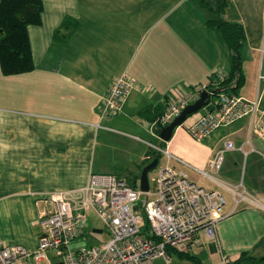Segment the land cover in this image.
Segmentation results:
<instances>
[{
    "label": "crops",
    "instance_id": "crops-1",
    "mask_svg": "<svg viewBox=\"0 0 264 264\" xmlns=\"http://www.w3.org/2000/svg\"><path fill=\"white\" fill-rule=\"evenodd\" d=\"M41 1V23L28 28L34 69L11 76L0 71V246L34 251L41 235L40 214L52 208L50 195L83 188L92 175H114L139 189V171L119 176L110 171L123 165L120 160L102 162L106 140L113 135L126 133L137 142L132 164L139 170L162 156L149 146L159 145L185 163L171 160L172 167L199 186L205 188L201 182L206 181L208 190L217 189L197 172L213 150L187 131L206 107L186 119L164 144L157 138L156 121L140 115L151 110L157 117L212 76L230 71L229 50L220 35L207 28V15L196 0ZM228 2L219 17L241 25L244 84L258 91L263 83L255 97L263 104L264 0ZM120 76L138 87L115 117L101 119L98 107ZM242 121L249 125L243 119L231 126ZM254 144L257 152L247 157L256 167L264 162V143ZM252 192L259 206L242 204L219 222L216 241L200 233V244L187 254L203 264H222L223 259L231 263L244 253L264 258V195ZM227 199L229 210L232 199ZM179 254L169 249V264Z\"/></svg>",
    "mask_w": 264,
    "mask_h": 264
},
{
    "label": "built area",
    "instance_id": "built-area-1",
    "mask_svg": "<svg viewBox=\"0 0 264 264\" xmlns=\"http://www.w3.org/2000/svg\"><path fill=\"white\" fill-rule=\"evenodd\" d=\"M260 52L263 55L264 48ZM225 77L220 73L215 76L216 81L199 86L182 100L169 104L154 124L158 133L206 91L214 99L208 100L205 104L207 110L187 125L189 135L200 142L221 128L248 119L249 132L245 144L249 151H244L243 147L239 150L245 157L257 152L253 137L264 143V108L259 97L247 100L236 95L216 96L213 92L216 82ZM137 87L126 76L114 79L98 107L101 119L115 117ZM157 138L161 144L166 143L159 134ZM149 146L167 159L164 165L158 166L153 179L154 192L149 189L142 193L114 175H92L83 188L52 193L49 198L51 210L43 211L38 219L41 235L37 248L28 251L20 245H2L0 264L48 262V250L56 251L60 260L58 264H154L156 260L169 264V249L187 254L191 247L200 244V233L207 240L216 241L219 222L236 213L242 204L259 206L244 189L240 191V185L228 184L217 176L224 154L236 150L232 141L225 140L223 149L210 157L204 169L197 171L217 187L215 190L199 186L183 171L172 167L171 160L185 163L171 155L166 147ZM227 197L232 199L229 210ZM143 198V204L138 206ZM89 211H94L104 224L102 233L108 236V242L71 250L73 241L85 239L89 233L86 221ZM143 215L149 223L148 235L141 231ZM222 264L229 263L223 259Z\"/></svg>",
    "mask_w": 264,
    "mask_h": 264
},
{
    "label": "trees",
    "instance_id": "trees-1",
    "mask_svg": "<svg viewBox=\"0 0 264 264\" xmlns=\"http://www.w3.org/2000/svg\"><path fill=\"white\" fill-rule=\"evenodd\" d=\"M196 3L201 9L212 15L207 18L206 25L211 31L220 35L230 53V71L223 80L216 82L213 92L216 96L218 94L238 96V91L244 84L241 57L245 40L243 29L238 23L220 19L219 16L229 5L228 0H196ZM42 12L43 3L41 0H0V71L3 75H18L34 69L28 28L40 25ZM65 26L63 25V27ZM214 81H216L215 76H212L208 82ZM213 99L210 96L208 100L212 101ZM162 113L157 117L156 115L152 117L151 110H144L140 115L151 117L150 120L155 122ZM141 231L144 235H148L150 231L149 223L144 215ZM179 257L190 260L193 264H203L199 259L189 254L180 253ZM244 261H249V264H264V258L254 259L247 257L245 253L238 260L229 264H242Z\"/></svg>",
    "mask_w": 264,
    "mask_h": 264
},
{
    "label": "rangeland",
    "instance_id": "rangeland-1",
    "mask_svg": "<svg viewBox=\"0 0 264 264\" xmlns=\"http://www.w3.org/2000/svg\"><path fill=\"white\" fill-rule=\"evenodd\" d=\"M205 14L207 15V18L212 16L209 15V13H207L206 11ZM242 62H244L243 59ZM262 85L263 83L260 84V89H258L257 91L256 87L253 88L252 85L243 84L242 87L240 88L241 91L239 92V94L245 99L250 98L251 100H254L257 92H259L258 95H260V92L262 90ZM261 98H262L261 101L263 103L261 105L264 108V94H262ZM203 110H205V106H203L199 110V112ZM192 116L193 115H190L187 119H189ZM118 132L121 133L122 131H118ZM248 132H249L248 122L242 121L228 128H223L221 130L215 131L210 136L205 138V140L203 141L205 143L201 142L200 144L206 145L209 148V150L210 149L213 150V154H214L215 152L223 149V142L225 140L232 141L235 145L236 150L226 152L224 154L223 164L221 166L219 173L217 174L218 178L222 179L228 184L240 185V191H243L244 189L248 193L249 191L250 192L253 191L252 193H255L256 195L259 196H263L264 195V162H262L263 164H261L260 166L253 167L254 163H252L251 158L248 159V157H245L243 152L239 150L241 147H243L244 151H249V147L245 144L248 138ZM123 134L121 135V138L113 135L112 137L116 139L112 138L106 140L108 142L105 149V155H103L102 157V162H104V164H109L111 163L110 161L120 160L121 164H123L121 167L117 169L113 168L112 170L110 169L111 170L110 172L116 175L129 177V172L133 170L139 171V175H141L142 170L138 169L137 163L132 164L135 158L133 154L135 153L136 150L135 144L133 143H137V142H134L135 140L131 139L130 137H127L125 135L126 133ZM255 140H256L255 137H253V144ZM261 158L264 159V157ZM136 162L138 161L136 160ZM158 164L159 165L165 164V158L162 156L159 157ZM157 170L158 167L154 168L148 173L149 189L151 192H154L155 190V183L153 182V179L157 175ZM139 183H140L139 181H136L137 188H139ZM201 184L205 186L206 189H208L209 184L206 181L201 182ZM144 200L145 198L141 200L138 206H141ZM227 201L229 202V199H227ZM86 221H87V229L89 230L88 235L85 237V239H79L73 241L70 244L71 250H77L79 247L101 245L103 243L108 242V236L104 232L101 234H94L92 232L93 229L104 230V224L102 223V221L99 219V217L94 211L87 212ZM46 257L49 264H58V262L60 261L59 258L56 257L55 250H48L46 252ZM48 262L43 260L39 264H48ZM28 264H35V262L29 261ZM154 264H162V261L156 260ZM171 264H193V263L186 259L174 258L173 260H171Z\"/></svg>",
    "mask_w": 264,
    "mask_h": 264
},
{
    "label": "water",
    "instance_id": "water-1",
    "mask_svg": "<svg viewBox=\"0 0 264 264\" xmlns=\"http://www.w3.org/2000/svg\"><path fill=\"white\" fill-rule=\"evenodd\" d=\"M209 94L204 91L201 93L198 100H196L193 104L188 105L181 113L180 115L174 119L167 127L163 128L159 132V137L162 141L168 142L173 135V132L178 127H181L184 123V121L189 117L190 115H193L197 113L203 106H205L207 100L209 99ZM158 164V158H154V160L146 165L141 172V175L139 177V190L142 193H147L149 191V181H148V173L157 167ZM94 233L101 234L102 230L99 229H93Z\"/></svg>",
    "mask_w": 264,
    "mask_h": 264
}]
</instances>
